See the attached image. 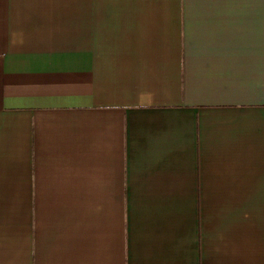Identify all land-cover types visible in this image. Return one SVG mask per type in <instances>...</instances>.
Listing matches in <instances>:
<instances>
[{
  "label": "crops",
  "instance_id": "obj_1",
  "mask_svg": "<svg viewBox=\"0 0 264 264\" xmlns=\"http://www.w3.org/2000/svg\"><path fill=\"white\" fill-rule=\"evenodd\" d=\"M0 264H264V0H0Z\"/></svg>",
  "mask_w": 264,
  "mask_h": 264
}]
</instances>
